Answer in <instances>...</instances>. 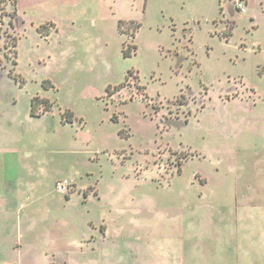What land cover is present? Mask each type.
I'll return each mask as SVG.
<instances>
[{
	"label": "rangeland",
	"instance_id": "1",
	"mask_svg": "<svg viewBox=\"0 0 264 264\" xmlns=\"http://www.w3.org/2000/svg\"><path fill=\"white\" fill-rule=\"evenodd\" d=\"M15 26L17 57L0 48V264L51 262L38 247L102 225L109 264L141 245L164 264L248 259L264 0H19ZM36 97L52 106L34 117Z\"/></svg>",
	"mask_w": 264,
	"mask_h": 264
},
{
	"label": "crops",
	"instance_id": "2",
	"mask_svg": "<svg viewBox=\"0 0 264 264\" xmlns=\"http://www.w3.org/2000/svg\"><path fill=\"white\" fill-rule=\"evenodd\" d=\"M261 202L264 203V200L261 199ZM250 212L251 213L249 216L250 217L249 229H250V235H252V240L250 242L249 256L248 259L243 260V257L240 254L235 255L233 253L234 256L233 258L235 259L236 264H264V213H263L264 204L255 203L254 207ZM93 226H95L94 223ZM144 241L145 238L137 239L138 244ZM107 242H108L107 226L102 225L101 233L99 235L98 234L95 236L93 235L90 241H87L84 238L80 240L77 239L76 242L67 241V243L61 244L63 250L60 249V247L58 249L55 247V249L53 250L47 247L46 248L38 247V248L41 251L40 254H44L48 256H50L51 254L52 258L54 257V260L51 259V262H49L48 259H45L46 262L45 264H109L106 262H101L99 260L101 258L99 252L101 250H105L104 247L107 245ZM137 243L136 245L138 246ZM236 245H239V243H237ZM154 247H155V243H154ZM143 248L144 246L141 245L139 249L143 251ZM139 249L137 247L136 254L132 252L133 258L135 256V259L133 261L131 260L130 262L128 258L125 257L124 262H122L121 264H164L161 260L159 252H153L152 255L150 254L145 255V253L139 252ZM54 250L55 252H53ZM65 250H66L65 253L67 254H64L62 252ZM163 261L165 262V260ZM181 261H182L181 264H186L185 258L184 260L182 259ZM166 263L169 264V262L167 261Z\"/></svg>",
	"mask_w": 264,
	"mask_h": 264
},
{
	"label": "trees",
	"instance_id": "3",
	"mask_svg": "<svg viewBox=\"0 0 264 264\" xmlns=\"http://www.w3.org/2000/svg\"><path fill=\"white\" fill-rule=\"evenodd\" d=\"M18 1L19 0H0V48L3 44L6 52H13L14 58L17 57L18 38L16 36V20L18 18ZM8 53L5 56L8 57ZM16 63V61H14ZM46 102V109L49 111L51 104L48 101L36 97L33 99L32 116H39L37 105Z\"/></svg>",
	"mask_w": 264,
	"mask_h": 264
},
{
	"label": "built area",
	"instance_id": "4",
	"mask_svg": "<svg viewBox=\"0 0 264 264\" xmlns=\"http://www.w3.org/2000/svg\"><path fill=\"white\" fill-rule=\"evenodd\" d=\"M238 8L240 11L244 12L245 11V7L242 4L238 5ZM70 185V181L68 180H64L58 183L57 188L59 191H63L64 189H66V187H68Z\"/></svg>",
	"mask_w": 264,
	"mask_h": 264
}]
</instances>
